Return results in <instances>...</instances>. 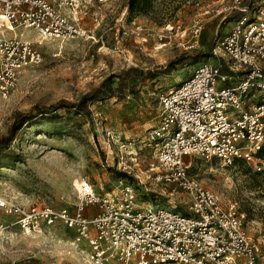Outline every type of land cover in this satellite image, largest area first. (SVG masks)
<instances>
[{"label": "rangeland", "instance_id": "374dc122", "mask_svg": "<svg viewBox=\"0 0 264 264\" xmlns=\"http://www.w3.org/2000/svg\"><path fill=\"white\" fill-rule=\"evenodd\" d=\"M227 1L151 0L148 7L131 15L130 23L127 0H95L81 8L80 25L89 31L85 37L44 38L36 45L40 37L25 31L41 61L22 69L8 91L0 92V136L18 114L60 100L76 102L111 73L140 68L151 69L155 75L121 97L113 94L90 100L87 112L61 106L26 121L3 151L0 196L22 206L65 207L72 212L77 183L86 181L97 193L122 183L134 189L139 202L186 213L183 193H169L158 179L162 169L155 165L144 135L157 122L159 93L176 86L205 59L226 60L225 55L210 57L209 50L215 32H223L229 23L214 11L202 15L197 46L188 50L173 39L157 45L154 33L167 23L187 27L200 7L215 10ZM133 25L150 33L147 43L140 45L133 38ZM190 41L187 35L184 42ZM173 59L179 60L168 64ZM185 162L188 175L221 204L235 202L244 213L247 236L264 254V172L240 159L223 166L216 159L190 155ZM14 220L0 209V264H89L85 243H74L72 231L60 223L22 230Z\"/></svg>", "mask_w": 264, "mask_h": 264}, {"label": "built area", "instance_id": "2783aa9c", "mask_svg": "<svg viewBox=\"0 0 264 264\" xmlns=\"http://www.w3.org/2000/svg\"><path fill=\"white\" fill-rule=\"evenodd\" d=\"M94 1L0 0V92L8 91L22 69L41 61L25 31L40 37L36 45L44 38L85 37L89 31L80 25V12ZM200 9L187 27L164 24L154 33L157 45L173 39L185 50L194 48L202 15L214 11L229 26L215 32L209 55H225L226 60L205 59L176 86L159 93L157 122L144 135L162 169L158 179L169 193H183L187 212L139 202L127 184L97 193L81 181L72 212L22 206L0 196V209L14 216L20 229L60 223L72 231L74 243H85L89 264H264V254L246 234L244 213L235 202L221 204L188 175L185 162L190 155L223 166L240 159L264 171V159L256 155L264 144V0H228L215 10ZM130 34L140 45L150 39L138 25ZM89 207L95 212L86 216Z\"/></svg>", "mask_w": 264, "mask_h": 264}, {"label": "trees", "instance_id": "16d2710c", "mask_svg": "<svg viewBox=\"0 0 264 264\" xmlns=\"http://www.w3.org/2000/svg\"><path fill=\"white\" fill-rule=\"evenodd\" d=\"M151 3V0H127L126 6L128 10L127 18L130 20L131 15L144 10ZM179 59L170 60L168 64L177 62ZM155 73L151 69L127 68L111 73L104 77L94 88L84 94L78 101L70 102L60 100L56 104L42 106H33L31 111L18 114L12 121L7 133L0 136V160L6 157L3 151L8 147L9 141L12 139L16 130H18L26 121L37 116H42L55 110L57 107H76L82 112H87V103L92 99H102L111 95L121 97L124 91L132 92L135 86L142 82L145 78L154 77ZM112 79H115V86L112 85ZM260 158L264 159V144L256 153ZM238 160V159H236ZM235 160V161H236ZM234 161V163H235ZM264 172V171H261Z\"/></svg>", "mask_w": 264, "mask_h": 264}, {"label": "crops", "instance_id": "0c3cea01", "mask_svg": "<svg viewBox=\"0 0 264 264\" xmlns=\"http://www.w3.org/2000/svg\"><path fill=\"white\" fill-rule=\"evenodd\" d=\"M94 212H95V208L94 207H89V208H87V210L85 212V215L89 216V215H92Z\"/></svg>", "mask_w": 264, "mask_h": 264}, {"label": "bare ground", "instance_id": "6f19581e", "mask_svg": "<svg viewBox=\"0 0 264 264\" xmlns=\"http://www.w3.org/2000/svg\"><path fill=\"white\" fill-rule=\"evenodd\" d=\"M39 39V38H38Z\"/></svg>", "mask_w": 264, "mask_h": 264}]
</instances>
